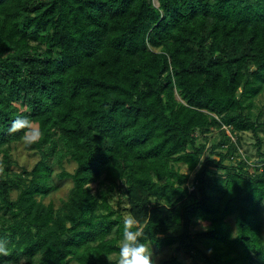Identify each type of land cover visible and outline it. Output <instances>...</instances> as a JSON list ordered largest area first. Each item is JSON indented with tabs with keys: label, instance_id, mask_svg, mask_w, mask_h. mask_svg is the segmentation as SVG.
<instances>
[{
	"label": "trees",
	"instance_id": "1",
	"mask_svg": "<svg viewBox=\"0 0 264 264\" xmlns=\"http://www.w3.org/2000/svg\"><path fill=\"white\" fill-rule=\"evenodd\" d=\"M157 1L0 0V264H117V192L161 264H264V0Z\"/></svg>",
	"mask_w": 264,
	"mask_h": 264
},
{
	"label": "rangeland",
	"instance_id": "2",
	"mask_svg": "<svg viewBox=\"0 0 264 264\" xmlns=\"http://www.w3.org/2000/svg\"><path fill=\"white\" fill-rule=\"evenodd\" d=\"M155 4L158 6L159 3L155 0ZM258 105L262 107L264 105V96L260 98ZM36 130L37 126H33ZM264 139V134H262ZM256 140L250 135H244L243 140V150L242 153L244 156H248L251 160V163H254L258 159L257 149L255 148ZM29 143L26 142V139L22 142H18L11 147V155L13 156V165L11 167L12 171L16 173H20L23 168H27L28 170H32L33 167L40 161V156L33 150L28 149ZM4 152H0V175L6 169V162L4 160ZM66 169L70 172H74L76 169V164L71 162L66 164ZM184 172H188L187 168L184 166L182 168ZM60 170L57 171L59 173ZM57 184L60 185L59 190L53 192L49 197L45 199V203L49 204L50 202L55 203L56 206H59L63 199H66L73 187L72 182L70 180L60 181L55 178ZM92 189L95 192L97 189V184L92 185ZM125 192H117L113 194L111 199V204L116 210H119L120 213L124 216L125 219L130 217L129 213V204L127 201V197L124 194ZM232 225L236 228L234 220H232ZM204 227V226H203ZM202 227L196 228V230H200ZM154 259L157 261V264H161L162 261L170 259L173 255H177L179 253L177 246L164 248L162 251H159L156 247H152ZM181 257L184 259L186 264H194L192 259L188 255H184L180 252ZM112 263L118 261V256H113L111 258ZM201 264V263H196Z\"/></svg>",
	"mask_w": 264,
	"mask_h": 264
},
{
	"label": "clouds",
	"instance_id": "3",
	"mask_svg": "<svg viewBox=\"0 0 264 264\" xmlns=\"http://www.w3.org/2000/svg\"><path fill=\"white\" fill-rule=\"evenodd\" d=\"M32 120L27 116H18L8 129L10 133L21 130H28L25 139L31 143L37 141L41 135L38 132H31ZM134 217H128L123 222L122 238L119 244L117 264H157L154 259L152 246L149 245L141 229L137 228Z\"/></svg>",
	"mask_w": 264,
	"mask_h": 264
},
{
	"label": "built area",
	"instance_id": "4",
	"mask_svg": "<svg viewBox=\"0 0 264 264\" xmlns=\"http://www.w3.org/2000/svg\"><path fill=\"white\" fill-rule=\"evenodd\" d=\"M234 141H236V139L234 137H232Z\"/></svg>",
	"mask_w": 264,
	"mask_h": 264
}]
</instances>
